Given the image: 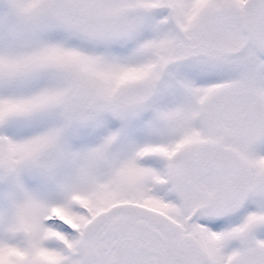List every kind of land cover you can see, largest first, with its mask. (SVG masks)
Segmentation results:
<instances>
[{
  "label": "snow or ice",
  "instance_id": "6c2138e0",
  "mask_svg": "<svg viewBox=\"0 0 264 264\" xmlns=\"http://www.w3.org/2000/svg\"><path fill=\"white\" fill-rule=\"evenodd\" d=\"M0 264H264V0H0Z\"/></svg>",
  "mask_w": 264,
  "mask_h": 264
}]
</instances>
